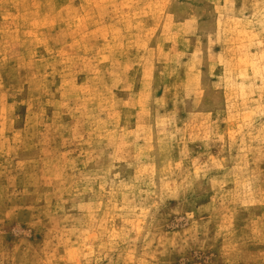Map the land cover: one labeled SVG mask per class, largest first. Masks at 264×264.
Here are the masks:
<instances>
[{"label": "rangeland", "instance_id": "rangeland-1", "mask_svg": "<svg viewBox=\"0 0 264 264\" xmlns=\"http://www.w3.org/2000/svg\"><path fill=\"white\" fill-rule=\"evenodd\" d=\"M0 264H264V0H0Z\"/></svg>", "mask_w": 264, "mask_h": 264}]
</instances>
